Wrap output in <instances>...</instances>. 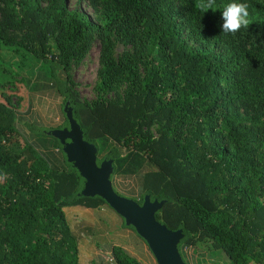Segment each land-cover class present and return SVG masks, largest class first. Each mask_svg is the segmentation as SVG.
<instances>
[{"label": "trees", "instance_id": "obj_1", "mask_svg": "<svg viewBox=\"0 0 264 264\" xmlns=\"http://www.w3.org/2000/svg\"><path fill=\"white\" fill-rule=\"evenodd\" d=\"M85 1L102 9L100 24L69 0H0V42L16 31L31 54L57 61L53 85L83 139L106 152L116 173L145 171L137 203L163 202L155 218L182 232L180 250L264 264V0H236L249 5V27L235 35L222 32L232 0L212 9L208 0ZM95 39L101 68L90 104L69 70ZM115 41L132 52L116 58ZM123 84L122 96L104 100ZM19 135L13 111L0 103V264H79L64 208L106 201L81 194L85 180L72 166L54 169L8 147Z\"/></svg>", "mask_w": 264, "mask_h": 264}, {"label": "rangeland", "instance_id": "obj_2", "mask_svg": "<svg viewBox=\"0 0 264 264\" xmlns=\"http://www.w3.org/2000/svg\"><path fill=\"white\" fill-rule=\"evenodd\" d=\"M69 6L70 9H79L80 11L85 13L88 16V18L91 21H93L95 24L97 25L100 24L102 19L100 15L102 13V9L100 7L97 10V12H95L89 7V5L85 0H69ZM1 19H2V13L0 12V20ZM4 34L6 36H3L5 38H3L0 42V103L6 104L13 111L15 123H19V125L26 127L27 131L35 132L37 134L47 133L49 132V130H46V128L44 129L43 127L35 124L32 125L29 123L27 124L23 123V121L19 120V114L28 108L29 92L33 87L32 85L36 83V81H39L37 80L38 78L48 76L49 80H51V82L56 85V80L60 76V66L56 60L52 61L50 56L48 57L47 62H43L41 59L31 54L27 50L28 46L26 48V46L23 44L24 36H22V34H20L19 32L7 30L4 32ZM100 50H101L100 42L99 40L95 39L92 43V47L90 51L84 57V59L79 63L73 64L69 70V77L70 80L73 82L72 88L77 92L81 100L86 101L90 104H93L98 98V93L96 88L99 83V70L101 68ZM125 52L131 53L132 49L130 47H124L120 43L115 41L114 43L115 57L119 58ZM125 88H126V84H123L119 89H115L116 91L113 90L107 92L104 95V100L106 101L115 100L118 95L122 96L124 94ZM61 98L62 100L59 105L60 107L59 112L61 113V118H63L64 121L62 123V126H60V128L62 130L70 129L67 117L71 110L68 104L64 102L63 97ZM152 131H153V136H157L155 131L154 130ZM54 132H57V129ZM57 146L59 150L61 149L60 151L62 153L64 150V145L62 143L60 144L59 140ZM131 146L132 145H130L129 146L130 148L129 147L128 148L131 149ZM8 147L21 153L24 157H27L28 159H33L36 156L35 152H33L34 153L33 154L29 150L27 142L25 141V139L21 137V135H19L16 140H14L11 144H9ZM117 149L118 152L120 151V154L122 155L129 151V149H126L125 147H118ZM96 150L98 149L96 148ZM99 150L102 151L101 148H99ZM105 154L106 152L98 153L97 151L96 163L98 159L103 160L99 164H97V166H100L102 162L108 161L107 159H103L106 156ZM111 161L113 162V160ZM64 163L66 167H71V164L67 162L66 158L64 159ZM115 168H116V163L112 165V172H114ZM113 178L114 177L112 174L109 178V181L113 192L117 196L123 199L130 197L125 194V191H127L128 189L130 190L132 188H128V186H126L127 183L125 182V184L123 183L122 185H119V187L122 188L120 189L119 187L115 186ZM118 182L121 183L120 181ZM130 185H133L134 187V183ZM135 202L137 203V201ZM108 206L111 207L110 205ZM73 210L75 209H73L72 207H68L65 209L68 225L70 229L73 230V233L75 229L82 236H84V234L82 233L85 231V229L83 228V222L87 221V217L83 214L81 215L78 212V210L77 211H73ZM85 214H88V212H86ZM123 221L126 227L128 228L130 227L136 232L135 228L132 225L126 224V220L124 218ZM102 235H103L102 233H99L98 234L99 237L96 236L90 237L88 239L89 243L87 242L82 243V241H79V238H76L79 264H120L118 262L119 259L116 256V253L120 252L122 255L127 256V253L123 252L117 246L111 244L106 246V242L108 241L113 242L115 240L113 233L104 236ZM93 247L98 249L96 254H93L92 251V249H94ZM145 247H146V251L150 254L148 255L153 260V262L155 264H158L153 252L151 251L147 243ZM186 247H187L186 249L185 248L183 249L184 251L190 249L188 246ZM177 248L181 259L186 262V259L183 256H181L182 254L178 245ZM198 249L199 248H195L194 252L196 250L198 251ZM119 258H121V255ZM223 264H231V263L224 262Z\"/></svg>", "mask_w": 264, "mask_h": 264}, {"label": "crops", "instance_id": "obj_3", "mask_svg": "<svg viewBox=\"0 0 264 264\" xmlns=\"http://www.w3.org/2000/svg\"><path fill=\"white\" fill-rule=\"evenodd\" d=\"M37 80L39 81H36V83L32 85L33 87L29 92L28 108L19 114V120L26 124L29 123L41 126L44 129L46 128V130H49V132L37 134L35 132L27 131L26 127L19 125V123H15V127L18 129L21 137L25 139L28 146H30L37 155L41 156L51 168L65 169V158L74 168V164L68 161L64 150L61 153V149L59 150L57 146L58 140L61 144L60 139L57 136H54V131L56 129L57 131L62 130L60 126H62L64 121V119L61 118V113L59 112V105L62 100L61 95L55 89V86L51 80H49L48 76L40 77ZM67 143H69V139L65 140V144ZM113 164L114 161L111 162V172L109 174V178L113 174L114 184L117 187L123 183L125 184L126 182V186H128V188H132L127 191L124 190L125 194L130 196L126 199L134 202L137 201L139 199L140 191L139 184H137L136 181L142 180L145 171L139 170L133 174L122 175V173H116V168L114 172H112ZM133 183L134 187L133 185H130ZM135 185H138V190H134ZM72 208L75 209L73 211L78 210L81 215L83 214L87 217V221L83 222V228L85 231L82 233L84 236H82L75 229L73 233V230L71 229L75 239L79 238V241H82V243H89L88 239L93 236L99 237V233H102V236L113 233L115 240L113 242H106V246L111 244L119 247L123 252L127 253L128 257L133 258L137 264H155L150 258V254L146 251V242L133 229L126 227L123 217L114 211V209L109 207L108 204H103L99 208L95 209H89L82 206H73ZM65 209L66 208H64V211ZM86 212H88V214H85ZM93 248V254H96L98 249L95 247ZM180 251L182 254L181 256L186 259V262L183 261L185 264H223L224 262H230L223 252L219 250H196L193 253V256L185 253L183 249Z\"/></svg>", "mask_w": 264, "mask_h": 264}, {"label": "water", "instance_id": "obj_4", "mask_svg": "<svg viewBox=\"0 0 264 264\" xmlns=\"http://www.w3.org/2000/svg\"><path fill=\"white\" fill-rule=\"evenodd\" d=\"M67 119L70 129L57 131L54 134L64 144L68 161L74 164V168L85 180L81 194L86 197L103 198L126 220L127 225L135 228L138 235L149 245L158 264H185L177 248L182 232L168 230L155 218V213L163 202H151L146 196L142 205H139L132 200L117 196L111 189L109 181L112 161L102 162L97 166L96 147L83 139L82 131L72 117V111ZM66 139H69L67 144H65Z\"/></svg>", "mask_w": 264, "mask_h": 264}, {"label": "clouds", "instance_id": "obj_5", "mask_svg": "<svg viewBox=\"0 0 264 264\" xmlns=\"http://www.w3.org/2000/svg\"><path fill=\"white\" fill-rule=\"evenodd\" d=\"M215 0H208V3L204 7L212 9ZM249 5L247 3L232 2L226 4L222 10V32L225 35H235L242 28L248 29L249 27Z\"/></svg>", "mask_w": 264, "mask_h": 264}, {"label": "built area", "instance_id": "obj_6", "mask_svg": "<svg viewBox=\"0 0 264 264\" xmlns=\"http://www.w3.org/2000/svg\"><path fill=\"white\" fill-rule=\"evenodd\" d=\"M187 247H185V249H186ZM190 248V247H189ZM193 250V249H192ZM191 250V248L189 249V250H187V251H185V253H187V254H189L190 256H192L193 255V252H194V250L192 251Z\"/></svg>", "mask_w": 264, "mask_h": 264}]
</instances>
